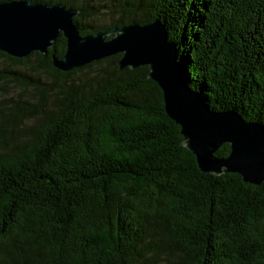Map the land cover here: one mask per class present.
Returning a JSON list of instances; mask_svg holds the SVG:
<instances>
[{
  "label": "trees",
  "instance_id": "trees-1",
  "mask_svg": "<svg viewBox=\"0 0 264 264\" xmlns=\"http://www.w3.org/2000/svg\"><path fill=\"white\" fill-rule=\"evenodd\" d=\"M30 1L81 36L160 21L188 89L264 128V0ZM65 49L0 52V264H264V182L200 172L148 67Z\"/></svg>",
  "mask_w": 264,
  "mask_h": 264
},
{
  "label": "water",
  "instance_id": "water-1",
  "mask_svg": "<svg viewBox=\"0 0 264 264\" xmlns=\"http://www.w3.org/2000/svg\"><path fill=\"white\" fill-rule=\"evenodd\" d=\"M78 12L61 4H34L30 0L0 3V52L16 59L33 52L46 54L59 35L66 42L60 58L52 65L67 73L92 62L120 54L122 70L146 66L147 78L162 92L167 117L179 126L182 145L194 156L204 174H237L244 183L264 182V128L245 122L234 111L211 112L200 96L188 89L177 62L176 45L167 38L160 21L81 36L73 24ZM227 144L229 153L215 152Z\"/></svg>",
  "mask_w": 264,
  "mask_h": 264
}]
</instances>
